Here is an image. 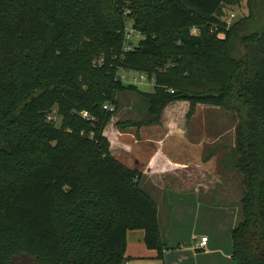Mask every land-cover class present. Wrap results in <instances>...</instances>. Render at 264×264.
<instances>
[{"label": "trees", "instance_id": "obj_1", "mask_svg": "<svg viewBox=\"0 0 264 264\" xmlns=\"http://www.w3.org/2000/svg\"><path fill=\"white\" fill-rule=\"evenodd\" d=\"M242 1L0 0V264H125L135 229L164 261L158 204L104 134L124 91L147 102L139 126L177 100L189 117L200 103L237 115L232 258L264 264V0L215 23ZM129 21L143 38L125 51ZM120 70L146 73L153 91Z\"/></svg>", "mask_w": 264, "mask_h": 264}, {"label": "crops", "instance_id": "obj_2", "mask_svg": "<svg viewBox=\"0 0 264 264\" xmlns=\"http://www.w3.org/2000/svg\"><path fill=\"white\" fill-rule=\"evenodd\" d=\"M118 101V112L123 114L129 106ZM190 108L189 101L177 100L166 106L160 123L139 126L141 120L130 117L134 125L121 129L116 126L120 122L111 119L104 129L111 153L142 173V188L158 204L160 226L170 247L162 261L146 245L143 229L129 230L125 264H237L231 232L238 219L241 180L234 161L228 163L226 149L234 147V155L238 117L201 103L189 117ZM220 113L236 119L232 140H226L227 133L211 135L212 130L217 134L225 129V122L214 115ZM204 236L206 247L196 248Z\"/></svg>", "mask_w": 264, "mask_h": 264}, {"label": "rangeland", "instance_id": "obj_3", "mask_svg": "<svg viewBox=\"0 0 264 264\" xmlns=\"http://www.w3.org/2000/svg\"><path fill=\"white\" fill-rule=\"evenodd\" d=\"M249 12H250L249 6H248V3L246 0L242 1L241 4H238V5L226 6L224 11L222 12V14L221 15L218 14V18H219L218 21L219 22H215L216 27L222 26L223 22H226L227 25H229L230 23L238 20L239 18H241L243 16H248ZM232 13H235V17L231 16ZM221 35H223V34L221 33ZM135 75H138V73H131V76H135ZM137 86L142 91H151L153 89L154 85L152 83H150L149 81H147V82L142 81V82H139L137 84ZM117 97L120 100V103H122V105L125 104V105L129 106L128 109H126L123 114H120L118 112V110L116 112H114L112 119H114V121L120 122V124H118V125L116 124L117 127H121V129H125V128L131 126L132 124H130V123L132 121H130L131 120L130 117H133L135 120H141V119L149 116L147 102L145 99L143 100L141 98L139 93L131 92V91H124V92L118 94ZM131 107H132V109H131ZM220 114H218V115L214 114V115L217 116L218 118L220 117L222 122H225L223 125V126H225V129H222L221 131L217 130V134H216L215 130L214 131L212 130L211 135L214 136L215 138H217V137H220L221 134L227 133L226 134V136H227L226 140H230V139L232 140L233 137H231L230 134H231V132H233V125L236 124V119H235V117H233L231 114L229 115L228 113H226V114H228V116L225 115L224 113L221 115ZM202 115H206V113L203 112ZM52 116L57 121V124H60L61 117L56 114V111H54ZM128 118H130V119H128ZM123 125L125 127H123ZM109 128H110V126H108V129ZM233 148L234 147H231L229 145V146H227V149H226L228 151V163L229 164L234 161L233 158H235L234 155H236L235 149L233 152L234 155L232 154ZM239 178H240V176H239ZM240 189H241L240 195L242 197V193H243L242 185H240ZM236 205L238 206L239 212H238V219H237V222L234 225V227L236 225H238L239 222H241L243 219L242 213H241V200L240 199H239V201H237ZM198 241H200V240H198Z\"/></svg>", "mask_w": 264, "mask_h": 264}, {"label": "built area", "instance_id": "obj_4", "mask_svg": "<svg viewBox=\"0 0 264 264\" xmlns=\"http://www.w3.org/2000/svg\"><path fill=\"white\" fill-rule=\"evenodd\" d=\"M131 13H132V10L130 8L125 9V15L127 18H128V15ZM231 16L235 17V13H232ZM142 38H143V35L134 29L133 21H129L125 28L124 50L125 51L132 50L135 46L138 45L139 41ZM131 73H138V75L131 76ZM119 76L124 82L129 83V84L137 85L139 82L149 81L150 83L154 85V80H150L146 73H139V72H133V71H128V70H120ZM171 92H174V90H171ZM104 108L111 112L115 110V107L111 104H105ZM207 242H208V237L204 236L200 239V241H198L195 244V247L198 249L205 248L207 245Z\"/></svg>", "mask_w": 264, "mask_h": 264}]
</instances>
